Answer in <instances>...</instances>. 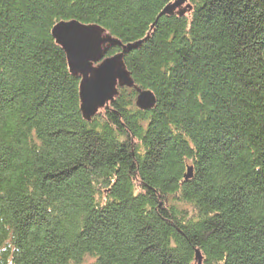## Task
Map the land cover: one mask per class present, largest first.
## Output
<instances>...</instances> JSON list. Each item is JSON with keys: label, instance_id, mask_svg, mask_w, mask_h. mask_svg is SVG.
Segmentation results:
<instances>
[{"label": "trees", "instance_id": "obj_1", "mask_svg": "<svg viewBox=\"0 0 264 264\" xmlns=\"http://www.w3.org/2000/svg\"><path fill=\"white\" fill-rule=\"evenodd\" d=\"M174 1L0 0V264H264V0ZM62 21L143 40L89 121Z\"/></svg>", "mask_w": 264, "mask_h": 264}, {"label": "water", "instance_id": "obj_2", "mask_svg": "<svg viewBox=\"0 0 264 264\" xmlns=\"http://www.w3.org/2000/svg\"><path fill=\"white\" fill-rule=\"evenodd\" d=\"M188 0H175L159 13L171 15ZM184 13V9L180 14ZM54 41L65 53L69 71L80 79L79 101L82 117L89 121L102 108H107L117 95L118 88L132 87L133 81L123 62L124 54L138 49L143 40L124 44L97 25H83L76 21L59 22L51 30ZM83 37L71 39V36ZM119 53L107 56L110 48ZM136 106L148 111L155 105V96L150 90H136ZM191 177L187 169L186 179ZM197 264L201 257L196 251Z\"/></svg>", "mask_w": 264, "mask_h": 264}, {"label": "snow or ice", "instance_id": "obj_3", "mask_svg": "<svg viewBox=\"0 0 264 264\" xmlns=\"http://www.w3.org/2000/svg\"><path fill=\"white\" fill-rule=\"evenodd\" d=\"M70 38H71V39H82L83 37H79V36H75V35H74V36H71Z\"/></svg>", "mask_w": 264, "mask_h": 264}, {"label": "rangeland", "instance_id": "obj_4", "mask_svg": "<svg viewBox=\"0 0 264 264\" xmlns=\"http://www.w3.org/2000/svg\"><path fill=\"white\" fill-rule=\"evenodd\" d=\"M137 90H139V89H137ZM136 97H137V96H136ZM135 105H136V100H135ZM136 107H137V106H136ZM103 109H105V108H102L101 110H103ZM101 110H99V111H101ZM99 111H98V112H99Z\"/></svg>", "mask_w": 264, "mask_h": 264}]
</instances>
